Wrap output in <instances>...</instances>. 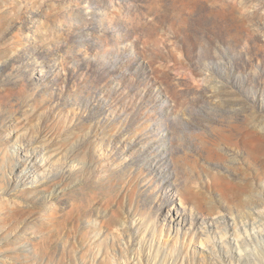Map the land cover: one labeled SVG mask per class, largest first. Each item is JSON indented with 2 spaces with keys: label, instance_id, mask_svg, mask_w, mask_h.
Instances as JSON below:
<instances>
[{
  "label": "rangeland",
  "instance_id": "374dc122",
  "mask_svg": "<svg viewBox=\"0 0 264 264\" xmlns=\"http://www.w3.org/2000/svg\"><path fill=\"white\" fill-rule=\"evenodd\" d=\"M85 228V264H264V0H0V264Z\"/></svg>",
  "mask_w": 264,
  "mask_h": 264
},
{
  "label": "bare ground",
  "instance_id": "6f19581e",
  "mask_svg": "<svg viewBox=\"0 0 264 264\" xmlns=\"http://www.w3.org/2000/svg\"><path fill=\"white\" fill-rule=\"evenodd\" d=\"M86 210L87 209H84V213L82 212L81 215H86ZM87 240H88V233H87V230L85 228V230L82 232V242H81V257H82V261L84 264L86 263V259L89 256V250L87 248ZM253 244L257 246V245H259V242L257 244V242L254 241ZM254 245H252L251 243H246L245 247L242 248V251L244 254L243 255L241 254V256H244L243 261L245 264H247L255 254L254 253L255 251L253 249ZM257 247H259V246H257Z\"/></svg>",
  "mask_w": 264,
  "mask_h": 264
}]
</instances>
